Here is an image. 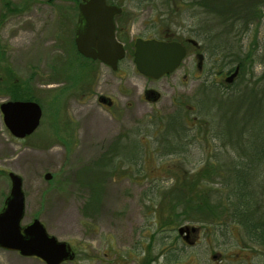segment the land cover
Wrapping results in <instances>:
<instances>
[{"label":"rangeland","instance_id":"rangeland-1","mask_svg":"<svg viewBox=\"0 0 264 264\" xmlns=\"http://www.w3.org/2000/svg\"><path fill=\"white\" fill-rule=\"evenodd\" d=\"M10 1L14 9L0 0V105L12 99L9 68L43 115L19 139L0 110V210L15 172L22 223L41 220L75 251L62 264H264V247L218 208L228 168L264 118V19L239 39L245 54L256 50L249 72L227 83L232 34L198 0H110L123 9L116 36L127 51L116 70L78 52L80 0ZM138 37L175 39L187 56L173 73L147 78L133 61ZM185 177L199 180V210L216 217L179 215ZM186 225L198 229L193 243L178 232ZM0 264L46 263L0 248Z\"/></svg>","mask_w":264,"mask_h":264},{"label":"water","instance_id":"water-1","mask_svg":"<svg viewBox=\"0 0 264 264\" xmlns=\"http://www.w3.org/2000/svg\"><path fill=\"white\" fill-rule=\"evenodd\" d=\"M109 0H80L75 32L78 52L86 58L99 60L116 70L127 51L116 36V16L122 7ZM187 56L186 46L177 40L138 37L134 42L133 61L137 70L151 79H159L176 71ZM200 61L203 54L198 55ZM239 74V66L226 77L232 83ZM148 94V93H147ZM3 120L11 134L23 139L39 127L42 107L34 100H8L0 105ZM50 173L45 174L51 179ZM10 193L0 210V248L34 256L46 264H62L75 258V251L67 241L50 234L39 219L27 224L22 221L26 211V194L22 176L9 173ZM194 226H181L178 232L187 241Z\"/></svg>","mask_w":264,"mask_h":264},{"label":"trees","instance_id":"trees-1","mask_svg":"<svg viewBox=\"0 0 264 264\" xmlns=\"http://www.w3.org/2000/svg\"><path fill=\"white\" fill-rule=\"evenodd\" d=\"M2 3L3 8H15L10 0H2ZM198 3L208 10L211 9L210 12L218 18H222L223 25L226 27L224 32L229 35L232 34V37H229V74L237 66H239V78L248 73V67L254 62V52L256 50L245 54V48L239 43V39L243 34L250 31L253 25L262 24L264 19V0H198ZM1 16L4 18L5 14L3 13ZM164 40L175 39L168 38ZM218 45L220 44H216V46ZM262 51L258 50L257 56ZM8 70L10 72L8 78L11 81L6 82V84H8L7 89L11 94V98L13 100H32L33 98H25L24 96L26 91L25 89L23 90V81L17 76H13L9 68ZM245 89L250 91L249 85ZM256 94V99H258L259 92H256ZM248 95L250 93H247ZM234 96L235 99L241 100L240 94H235ZM242 152L244 158L234 161L230 169L228 168L229 180L227 179V184H225L227 190L225 195L220 197L218 208L222 214L225 211L226 213L229 211L230 222L240 225L250 242L264 247V118L261 119L260 117L257 120L252 134L247 138V143L245 142L244 144ZM196 181L193 177H185L183 182H179L176 185H179V190L183 193V197L179 198L178 202L186 205V209L179 215L183 214L190 218L200 212L205 219L216 217L217 213L215 210L204 209L203 207V210H199L200 205L203 201V204H205L206 200H204L200 192L201 186L199 190V180L198 182ZM191 194L194 196L191 197ZM196 198H198L197 208H194L196 204L192 203ZM172 210L173 213H177L176 208H171L168 213L170 218H172ZM149 263L150 260L147 264Z\"/></svg>","mask_w":264,"mask_h":264},{"label":"flooded vegetation","instance_id":"flooded-vegetation-1","mask_svg":"<svg viewBox=\"0 0 264 264\" xmlns=\"http://www.w3.org/2000/svg\"><path fill=\"white\" fill-rule=\"evenodd\" d=\"M101 62V61H100ZM148 96L151 95V91H148ZM153 94V93H152ZM111 104V102H110ZM198 229L197 230H191L190 236L188 237L187 241L192 242L194 241L195 237L198 235ZM183 237V236H182ZM184 238V237H183Z\"/></svg>","mask_w":264,"mask_h":264}]
</instances>
